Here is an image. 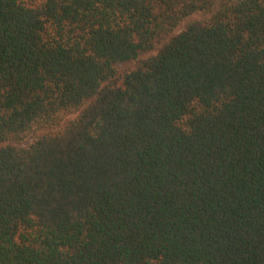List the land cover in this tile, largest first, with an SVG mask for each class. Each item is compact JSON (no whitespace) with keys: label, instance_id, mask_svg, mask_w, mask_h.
<instances>
[{"label":"trees","instance_id":"trees-1","mask_svg":"<svg viewBox=\"0 0 264 264\" xmlns=\"http://www.w3.org/2000/svg\"><path fill=\"white\" fill-rule=\"evenodd\" d=\"M0 264H264V0H0Z\"/></svg>","mask_w":264,"mask_h":264}]
</instances>
